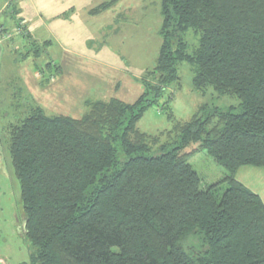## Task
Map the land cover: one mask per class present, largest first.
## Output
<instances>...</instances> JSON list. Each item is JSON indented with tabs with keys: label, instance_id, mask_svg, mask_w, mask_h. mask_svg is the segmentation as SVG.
Segmentation results:
<instances>
[{
	"label": "trees",
	"instance_id": "obj_1",
	"mask_svg": "<svg viewBox=\"0 0 264 264\" xmlns=\"http://www.w3.org/2000/svg\"><path fill=\"white\" fill-rule=\"evenodd\" d=\"M160 15L152 83L134 103L88 101L80 118L35 108L8 127L33 249L20 264H264V203L236 180L242 166L264 168V0H160ZM181 64L195 90L238 106L203 105L153 156L158 138L136 125ZM200 151L221 182L202 184L189 164Z\"/></svg>",
	"mask_w": 264,
	"mask_h": 264
},
{
	"label": "rangeland",
	"instance_id": "obj_2",
	"mask_svg": "<svg viewBox=\"0 0 264 264\" xmlns=\"http://www.w3.org/2000/svg\"><path fill=\"white\" fill-rule=\"evenodd\" d=\"M41 1L0 0V257L9 264L28 262L33 249L22 236V205L8 153V127L35 108L49 116L80 118L88 101L116 98L134 103L144 92L142 81L152 83L148 70H153L161 45L160 0H77L74 13L68 10L57 18L58 5ZM90 5L94 12L105 8L90 15L83 11ZM21 7L35 20L30 28L19 19L26 14L21 15ZM187 39L196 45L192 34ZM192 77L188 65H179L178 81L136 125L141 133L158 138L153 156L167 142L168 132L203 105L220 110L238 106L236 98L212 88L195 90ZM198 148L194 144L187 150ZM189 164L204 186L224 179L225 170L204 151L190 157ZM249 169L264 168L240 167L236 180L243 186L241 176Z\"/></svg>",
	"mask_w": 264,
	"mask_h": 264
},
{
	"label": "crops",
	"instance_id": "obj_3",
	"mask_svg": "<svg viewBox=\"0 0 264 264\" xmlns=\"http://www.w3.org/2000/svg\"><path fill=\"white\" fill-rule=\"evenodd\" d=\"M43 2H44L43 5H47L48 3H56L58 5L55 11L56 18H57L59 15H62V13L68 10H71L74 13L75 12L74 4L77 2V0H46V1L42 0L39 4H42ZM91 6L92 5L87 6L86 8L83 9V11L88 13V11H90L91 9L90 8ZM22 8L23 7H21V9ZM21 9H19V11L21 12V15L23 16L22 12L23 11L26 12L25 10L26 8H23L22 10ZM29 13L30 12L27 11L26 14H24L23 18H19V19L23 21L24 23L28 22L29 28H30L31 26H33V23L35 22V20L32 19V16H30ZM241 180H242V183L246 186V188H248L250 191H252L257 196H259V198L264 203V169H249L247 172H245L244 177L241 176ZM0 264H9V262L0 257Z\"/></svg>",
	"mask_w": 264,
	"mask_h": 264
}]
</instances>
